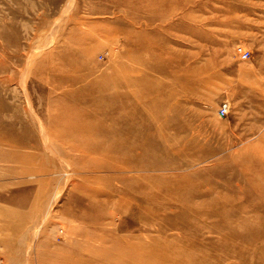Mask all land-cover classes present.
I'll return each mask as SVG.
<instances>
[{
  "label": "rangeland",
  "instance_id": "rangeland-1",
  "mask_svg": "<svg viewBox=\"0 0 264 264\" xmlns=\"http://www.w3.org/2000/svg\"><path fill=\"white\" fill-rule=\"evenodd\" d=\"M67 104L116 171L72 173ZM58 262L264 264V0H0V264Z\"/></svg>",
  "mask_w": 264,
  "mask_h": 264
},
{
  "label": "bare ground",
  "instance_id": "bare-ground-1",
  "mask_svg": "<svg viewBox=\"0 0 264 264\" xmlns=\"http://www.w3.org/2000/svg\"><path fill=\"white\" fill-rule=\"evenodd\" d=\"M61 51L64 52L65 49H61ZM78 70L79 69H77V71ZM69 79H71V78H69ZM93 85H95V84H93ZM67 93L69 94L68 97L70 98V100L73 101L75 99H78V94L74 91V89H70L69 91L67 90ZM82 93H83V95H82ZM82 93H81L80 96L82 98L81 100H83V101L84 100L88 101L90 99L91 95L96 94L97 97L95 96L96 98L93 99L94 103H96V104L100 103L101 102V96L106 94L105 97L108 96L110 103L107 102V105L104 106V109H103V112H102V116L104 115V117H105L107 115L108 116H110V115L115 116L116 115L117 107L116 106H112V104L116 105V102L118 101V97L120 95V93L118 92V88L116 86H114V85H106V86H103L101 89L100 88H88L86 86L84 89H82ZM85 95L87 96L86 98L84 97ZM121 100H122V98H121ZM103 102L104 101H102V104H103ZM83 106L86 108V107H88V104L87 105H83ZM82 107L81 106H76L75 104H67L55 116V118H57V119L60 118L61 119V123H60L61 126H59L60 129H61L60 131L64 134L65 137L71 138L70 148L72 149V151L73 150H79L78 152H80V154H82V156H80L78 154L80 156L78 162H80L79 164H81V165L80 166H76L78 168L75 167L74 169H72V173L73 172H80V170H83L84 168L87 170L89 168L88 166L91 165V162L96 164V165H99V166H102V165L106 166L107 167L106 169H108L109 171H116V170H114V166L111 165L112 164V159L111 158H104L105 157L104 156V157H101L99 159L98 158L94 159V157H93L94 155L92 156V154L94 152H96L97 149L104 150V151L108 150V151H110L112 153V155L118 154L117 153V146L119 147V145H121V144L123 145V142H121V144H120V141H119L120 137H119L118 128H117V124H119V123H116V120L114 121V117H113V123L108 128L100 126V123H98L99 122L98 119L96 121H90L89 120L90 114L88 113L87 110L83 109L84 107L83 108ZM96 107H98V106H96ZM96 107H95V109H96ZM56 124L59 125L58 123H56ZM118 127H119V125H118ZM50 131L51 130H49V132ZM107 134H110L109 136H110L111 140H110L109 143H106L105 139H101L102 136H106ZM93 136H97V141H91L90 138H92ZM107 144H111V145L108 146ZM141 146L143 147L142 144L140 145V147ZM42 147H44V146H42ZM87 164H89V165H87ZM140 166H145V164H143V165L140 164V165H136V166H133V167L132 166H126V167H124V168L122 167L120 169H129V170L133 169V170H136V168H139ZM41 168L45 169L44 167H41ZM117 170H119V169H117ZM45 171H46V169H45ZM72 173H71V175H72ZM86 183H87L86 181L77 182V180H73V184L75 186L79 187V188H84L85 186H87ZM117 186H119V185H117ZM123 189H125V188H123ZM128 194H129V192H128ZM167 257L168 256L166 255L165 258H167ZM62 262L65 263V261H62ZM58 264H59V262H58Z\"/></svg>",
  "mask_w": 264,
  "mask_h": 264
},
{
  "label": "built area",
  "instance_id": "built-area-1",
  "mask_svg": "<svg viewBox=\"0 0 264 264\" xmlns=\"http://www.w3.org/2000/svg\"><path fill=\"white\" fill-rule=\"evenodd\" d=\"M238 53H239V57L241 59H247L249 58V52L246 49H243L242 47L238 46ZM229 109V105L227 101H222L217 109V112L220 116H225L228 112Z\"/></svg>",
  "mask_w": 264,
  "mask_h": 264
},
{
  "label": "crops",
  "instance_id": "crops-1",
  "mask_svg": "<svg viewBox=\"0 0 264 264\" xmlns=\"http://www.w3.org/2000/svg\"><path fill=\"white\" fill-rule=\"evenodd\" d=\"M230 74H232L233 78H237V79L239 78V76H241V72H240L239 70H238V71H237V70H232V72H231ZM234 82H235L236 84H235V83L232 84L231 87H232V88H235V89H240V88H241L240 85H241V83H242L243 81H242V80H239V81H237V80L235 81V80H234ZM233 86H234V87H233ZM17 241H18V240H17ZM17 241H16L15 243H18Z\"/></svg>",
  "mask_w": 264,
  "mask_h": 264
}]
</instances>
